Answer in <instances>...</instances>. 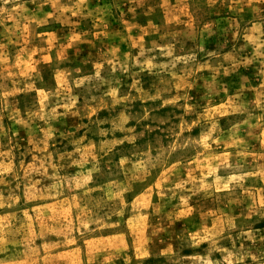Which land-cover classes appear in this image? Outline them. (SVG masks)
<instances>
[{
  "label": "rangeland",
  "instance_id": "obj_1",
  "mask_svg": "<svg viewBox=\"0 0 264 264\" xmlns=\"http://www.w3.org/2000/svg\"><path fill=\"white\" fill-rule=\"evenodd\" d=\"M0 264H264V0H0Z\"/></svg>",
  "mask_w": 264,
  "mask_h": 264
}]
</instances>
